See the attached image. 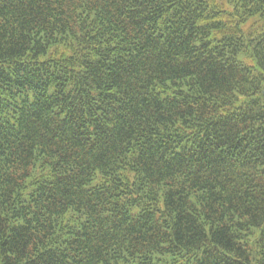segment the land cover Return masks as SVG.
I'll list each match as a JSON object with an SVG mask.
<instances>
[{
	"label": "trees",
	"instance_id": "obj_1",
	"mask_svg": "<svg viewBox=\"0 0 264 264\" xmlns=\"http://www.w3.org/2000/svg\"><path fill=\"white\" fill-rule=\"evenodd\" d=\"M0 264H264V0H0Z\"/></svg>",
	"mask_w": 264,
	"mask_h": 264
}]
</instances>
